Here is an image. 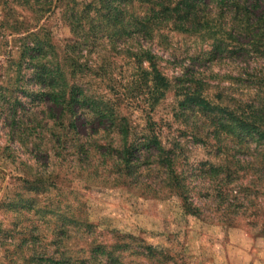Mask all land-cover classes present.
<instances>
[{"label": "rangeland", "instance_id": "obj_1", "mask_svg": "<svg viewBox=\"0 0 264 264\" xmlns=\"http://www.w3.org/2000/svg\"><path fill=\"white\" fill-rule=\"evenodd\" d=\"M49 1L33 0L20 16H0V264L92 258L102 245L108 247L102 259L116 256L123 264H264L263 145L224 134L221 142L195 136L196 122L176 117V91L151 111L146 77L134 64L138 47L104 52L91 85L120 106L138 136L151 115L165 146L181 144L178 181L162 183L164 171L144 158L142 177L125 178L119 136L102 132L92 144L91 130L67 136L39 101L23 96L21 88L34 87L24 71L21 36L3 32L1 21L45 16L42 23L62 47L72 38L62 16L75 3L58 8ZM76 1L81 9L87 0ZM162 33L144 42L174 84L193 74L215 104L264 101V49L218 55L206 33ZM80 137L87 139L84 152L74 149Z\"/></svg>", "mask_w": 264, "mask_h": 264}, {"label": "trees", "instance_id": "obj_2", "mask_svg": "<svg viewBox=\"0 0 264 264\" xmlns=\"http://www.w3.org/2000/svg\"><path fill=\"white\" fill-rule=\"evenodd\" d=\"M24 1L26 4L22 0H0V16H20L19 10L27 6L32 10L33 0ZM56 1L58 8H66L72 0ZM73 2V8H67L68 12L62 16L72 38L62 47L53 42L52 33L46 29L45 22L42 23L45 16H36L33 22L27 17H6L1 21L3 32L21 36V58L26 61L24 71L31 72L28 75L34 87L32 90L21 88L23 96L39 101L67 136L91 130L92 144L96 140L94 136L112 131L109 134L119 136L122 141V147L117 148L122 176L140 179L144 158L164 171L162 183L179 180L175 167L181 144L165 146L162 132L151 115L145 132L138 136L120 106L106 101V96L91 85L90 79L103 68L104 52L118 48L129 52L130 47L132 50L138 47L133 56L134 64L146 77L151 111L169 92L176 91L180 99V112L176 117L196 122L195 136L204 135L208 140L214 138L221 142L224 134L240 142L251 139L264 147L263 100H238L234 106L215 104L203 93L202 81L193 78V74L177 79L182 86L174 84L163 74L156 56L144 42L153 43L155 34L163 32V36L165 31L189 35L206 33L213 41L214 54H234L236 50L246 51L249 46L264 49V0H87L81 4V9L77 8L76 0ZM230 45L235 46L230 49ZM93 54L100 59L93 61ZM144 63L149 64L147 70L142 66ZM20 77L24 79L26 75ZM4 93L0 88V99ZM21 103L18 100V104ZM86 148L87 139L80 137L74 149L84 152ZM144 248L151 256L155 255L151 246ZM107 249L106 245L98 246L92 258L55 260L51 264H123L116 256L102 259Z\"/></svg>", "mask_w": 264, "mask_h": 264}]
</instances>
